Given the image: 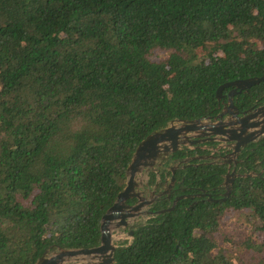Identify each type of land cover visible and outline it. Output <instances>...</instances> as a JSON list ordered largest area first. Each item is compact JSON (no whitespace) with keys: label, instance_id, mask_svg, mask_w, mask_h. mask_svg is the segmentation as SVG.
Here are the masks:
<instances>
[{"label":"trees","instance_id":"obj_1","mask_svg":"<svg viewBox=\"0 0 264 264\" xmlns=\"http://www.w3.org/2000/svg\"><path fill=\"white\" fill-rule=\"evenodd\" d=\"M263 74L264 0H0V264L99 246L138 145L213 119L222 85ZM242 159L226 201L141 223L116 264H264V140ZM226 171L178 180L209 191ZM225 223L252 233L236 243Z\"/></svg>","mask_w":264,"mask_h":264},{"label":"water","instance_id":"obj_2","mask_svg":"<svg viewBox=\"0 0 264 264\" xmlns=\"http://www.w3.org/2000/svg\"><path fill=\"white\" fill-rule=\"evenodd\" d=\"M262 81H264V76L224 84L218 89L217 98L220 101L223 97V91L233 86L249 89ZM224 115L225 113L221 117L223 118ZM238 122L242 123V119ZM199 136L207 138L200 141L202 143L205 141L229 143L226 147L232 148L234 151L233 157H237L241 148L245 147L248 142L264 137V119L253 121L249 125L241 124L239 129L232 128L231 123L228 121L221 120L217 122L212 118L173 121L168 126L150 134L136 148L126 171L125 188L119 193L115 204L102 218L100 245L89 249H64L56 246L54 249H48L36 264H116L115 252L119 246L115 242L117 235L127 227L133 218L142 213L143 207L141 205L125 206V202L135 195L139 177L146 176L157 162L164 161L169 154L179 151L184 145L191 144L188 139ZM200 159L214 160L215 158L206 156L200 157ZM260 175L251 173L245 176L259 177ZM239 177H242V175L235 173L227 181L228 192L225 197L228 198L231 195L235 180ZM226 200V198L223 199V201ZM166 212L169 211L160 212L157 215ZM157 215H154V217ZM133 235L134 231L130 233L131 239Z\"/></svg>","mask_w":264,"mask_h":264},{"label":"flooded vegetation","instance_id":"obj_3","mask_svg":"<svg viewBox=\"0 0 264 264\" xmlns=\"http://www.w3.org/2000/svg\"><path fill=\"white\" fill-rule=\"evenodd\" d=\"M264 76V74L262 75ZM261 76V77H262ZM258 78V77H252ZM251 79V78H247ZM246 80V79H241ZM240 81V80H236ZM264 82V81H262ZM261 82V83H262ZM259 83V84H261ZM257 84V85H259ZM252 86L249 89H241L236 86L228 88V91H223V97L220 102V112L214 116L213 120L219 122L221 120L231 123L232 128L239 129L242 125H249L253 121H262L264 119V92L254 91ZM225 113L223 118L221 115ZM242 119V123L238 120ZM204 136L191 137L188 142L191 144L184 145L179 151L169 154L164 161L157 162L146 174L140 176L138 188L135 190V195L125 202L126 207H134L141 205L142 213L133 218L127 227L121 232L130 235L141 223H144L154 215L160 212L172 211L182 201H190L189 208L196 206L199 202L218 203L227 199V181L233 175L240 174L242 169L241 164L244 162L242 155L247 147L252 144H258L264 140V137L248 142L245 147L241 148L237 157H233L234 151L232 148L226 147L229 143L205 141ZM214 143V146L208 145ZM197 150L207 151L208 154L190 155V152ZM211 156L213 159L205 160L200 157ZM206 165H218L226 167V174L221 187L213 188L209 191L198 188H187L185 178L178 180L182 172H186L192 168H200ZM264 172V165L261 173ZM218 201V202H213ZM127 211V210H126ZM120 232V233H121Z\"/></svg>","mask_w":264,"mask_h":264},{"label":"rangeland","instance_id":"obj_4","mask_svg":"<svg viewBox=\"0 0 264 264\" xmlns=\"http://www.w3.org/2000/svg\"><path fill=\"white\" fill-rule=\"evenodd\" d=\"M239 227H240L239 224L238 225H236V224L230 225L229 223L224 224V230L228 233L227 235L231 236L233 241L236 243L243 241L246 236H248L252 233L246 228L240 229ZM255 239H256L255 242L264 243V233H261V232L257 233L255 236ZM130 240H132L130 238V235L121 232V233H119V235H117L115 242L119 244L121 242L130 241ZM222 240L223 239L221 238V242H222Z\"/></svg>","mask_w":264,"mask_h":264}]
</instances>
